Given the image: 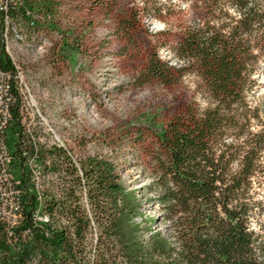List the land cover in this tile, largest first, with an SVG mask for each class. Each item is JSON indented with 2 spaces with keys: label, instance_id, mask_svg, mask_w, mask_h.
Instances as JSON below:
<instances>
[{
  "label": "trees",
  "instance_id": "1",
  "mask_svg": "<svg viewBox=\"0 0 264 264\" xmlns=\"http://www.w3.org/2000/svg\"><path fill=\"white\" fill-rule=\"evenodd\" d=\"M203 2L202 22L175 46L184 65L150 54L142 70L169 85L192 71L202 98L155 128L147 190L156 215L142 212L109 157L41 141L24 126L0 10V68L11 71L13 98L4 138L14 177L5 185L15 189L6 212L0 188V264H264V195L254 191L264 173V103L252 101L261 73L264 81V0ZM8 7L6 32L18 16L33 14V27L56 9L53 0ZM45 25L57 28L52 17Z\"/></svg>",
  "mask_w": 264,
  "mask_h": 264
},
{
  "label": "rangeland",
  "instance_id": "2",
  "mask_svg": "<svg viewBox=\"0 0 264 264\" xmlns=\"http://www.w3.org/2000/svg\"><path fill=\"white\" fill-rule=\"evenodd\" d=\"M53 3L57 30L42 23L30 28L25 18L18 16L15 22L22 38L10 35L11 51L27 82L24 91L28 95V88L30 93L20 108L21 121L41 141L54 138L77 154L86 150L109 157L123 185L136 189L142 212L156 215L154 193L147 190L155 173V128L202 98L199 79L192 71H184L176 84L169 85L143 75L142 70L150 54L175 67L184 65L175 46L188 25L202 22L205 2ZM64 40L68 41L65 48ZM257 81L260 87L252 96L254 104L264 103L262 73ZM262 157L264 163V153ZM40 174L37 180L44 179ZM254 187L255 196L264 195V173L255 178ZM155 224L163 227L164 222L156 218ZM253 224L257 226V222Z\"/></svg>",
  "mask_w": 264,
  "mask_h": 264
},
{
  "label": "built area",
  "instance_id": "3",
  "mask_svg": "<svg viewBox=\"0 0 264 264\" xmlns=\"http://www.w3.org/2000/svg\"><path fill=\"white\" fill-rule=\"evenodd\" d=\"M12 1V3L17 4V2H19L18 0H0V10H1V16H2V22L4 23L5 26V30L4 33L5 34V38H4V51L7 53L9 59H10V67H12L11 69L14 72V78H15V82H17V86L19 89V93H20V98H21V105L23 104V99L27 98L28 96H30L29 90L27 88L28 91V95L25 93L24 91V85L27 86V82L24 79V71H23V67H21L20 62L19 63H15V61L13 60V58L11 57V52H10V48H11V37L10 35H18L19 40L22 38L21 37V30L19 29V26L14 27L13 32H11V34H8L10 32H6V24L7 23H11L10 20L13 18L8 11V4ZM53 13L52 12H47L44 13V19L42 23L43 25H45L46 22L49 21V19L51 17H53ZM33 16L30 15L28 18V25L30 28H34L36 26L31 27V17ZM46 26V25H45ZM57 30V28H54ZM13 33V34H12ZM41 48V47H40ZM11 76V71L8 68H0V173L3 174V186H0L1 190H2V194H3V205H4V210L6 212H9V210L7 209V203L8 205L13 204L14 200H13V196L15 193V189L11 186L6 187L5 183L6 181L12 179V176L14 177V175L12 174L11 171V151L10 148L8 146V144H6L5 142V132H6V127L8 125V122L10 120V118L12 117V113L10 110V103L11 100H13V98L11 97L12 93L10 91V78ZM29 98V97H28ZM21 108V106H20ZM52 140H54V138H52ZM51 140V141H52ZM60 143V142H59ZM34 173L36 174V177H38V171L39 169H33ZM18 181V180H16ZM8 197H10V203ZM39 218H46V216L44 215H39Z\"/></svg>",
  "mask_w": 264,
  "mask_h": 264
},
{
  "label": "bare ground",
  "instance_id": "4",
  "mask_svg": "<svg viewBox=\"0 0 264 264\" xmlns=\"http://www.w3.org/2000/svg\"><path fill=\"white\" fill-rule=\"evenodd\" d=\"M18 1H19V0H18ZM32 18H33V16L31 17L30 21L32 20ZM12 19H14V18H12ZM12 19H11V20H12ZM11 20H10V21H11ZM6 27L10 29V28L12 27L11 23H7V24H6ZM21 32H22V31H21ZM21 37H22V33H21ZM10 52H11V48H10ZM13 60H14V59H13ZM14 61H15V60H14ZM0 174H1V173H0ZM2 175H3V174H2Z\"/></svg>",
  "mask_w": 264,
  "mask_h": 264
}]
</instances>
